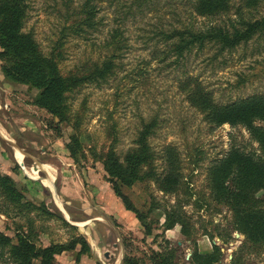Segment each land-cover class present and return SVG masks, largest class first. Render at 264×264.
<instances>
[{
  "label": "rangeland",
  "instance_id": "1",
  "mask_svg": "<svg viewBox=\"0 0 264 264\" xmlns=\"http://www.w3.org/2000/svg\"><path fill=\"white\" fill-rule=\"evenodd\" d=\"M197 1L23 0L21 31L72 85L59 119L35 103L37 88L5 77L0 59V173L23 194L13 203L0 189V232L10 237L0 243V264H19L11 254L18 233L38 247L81 237L92 246L94 255L76 261L77 242L55 255L57 264H124L122 256L154 264L151 253L166 250L171 264H195L193 251L212 245L213 264H264V236L244 229L246 212L264 216V114L218 120L211 107L264 106V25L235 45L205 38L181 55L176 36H167L175 28L244 27L264 18V0H224L211 12ZM107 59L113 64L103 70ZM197 85L204 103L192 97ZM146 129L153 156L140 168L144 177L121 185L139 218L122 210L101 157L112 149L122 161ZM243 156L257 168L239 189L249 181L236 171ZM221 180L228 186L217 190ZM237 191L252 203H239ZM164 212L178 220L173 227L164 228Z\"/></svg>",
  "mask_w": 264,
  "mask_h": 264
},
{
  "label": "trees",
  "instance_id": "2",
  "mask_svg": "<svg viewBox=\"0 0 264 264\" xmlns=\"http://www.w3.org/2000/svg\"><path fill=\"white\" fill-rule=\"evenodd\" d=\"M224 0H198L197 6L202 11L211 12L223 6ZM25 3L23 0H0V59L2 60V70L6 78L12 81L28 84L39 90V95L35 99V103L43 107L47 112L59 119L64 118L66 114L64 96L70 89L72 83L71 80L64 76L55 61L51 56L43 54L37 43L32 36L28 33L21 31L22 18L24 15ZM264 25V18L249 21L244 27L237 26L235 24L230 27L212 26L206 31H186L178 28L170 31L167 36H176L172 41L173 48L178 55L183 53V50L187 49L194 43L203 42V39L210 38L215 39L223 45H235L241 39H245L249 34ZM113 62L111 59H107L103 62V70H109ZM192 97L196 102L204 103L207 101L206 94L201 88L195 86L192 90ZM254 99L258 98L253 97ZM263 101V100H261ZM250 101H242L234 104L238 105H224L217 106L211 105L215 117L218 120H247L252 115L264 114L263 105H247ZM260 102V101H258ZM148 131L143 130L138 140V146L132 151L127 152L124 155L123 160H119L115 152L110 149L101 158L104 169L108 174L109 181L112 182V188L116 195L121 197L123 205L126 209L132 210L137 213L139 218L140 211L132 204V201L128 199L121 191V185H132L135 181L144 177L143 171L140 169L142 164H146L153 156L149 144L146 140ZM75 144H77V137H72ZM66 147L69 149L70 155L74 160L76 158L75 145L66 143ZM239 157V156H235ZM244 162L240 166L236 167L239 176L248 174L249 181L237 182L239 189H245L250 183L253 175L256 173L255 161L249 160L243 156ZM224 170L223 175L226 173L223 166L220 172ZM176 173V171L174 170ZM219 172V174H220ZM172 175H167L166 178L172 180ZM217 190H223L227 188L228 183L217 181ZM215 183V185L217 184ZM0 189L4 196L13 203L20 202L23 198V194L16 187L15 181L8 175L0 173ZM230 189V188H229ZM238 198L239 203H245L249 201L248 198L242 197V193L234 192ZM250 205V204H249ZM252 213V211H250ZM246 212V220L244 222V229L250 233L251 236L261 234L264 236V216H257ZM164 220L162 222L165 229L174 226L176 221L172 219L168 213L164 212ZM181 230L186 233L183 222L180 221ZM254 230H257L253 234ZM144 232L146 234L151 233L150 226H145ZM10 242V237L3 232H0V243ZM79 242L80 248L76 252L75 260L78 261L82 253H89V244L84 237L79 240L70 241L68 243H49L45 246L38 247L23 233H18L16 242L11 246V254L15 257L19 264H57L55 261V255L65 250L74 249L75 244ZM219 249L215 245H212V249L207 251H193V260L195 264H213L218 259ZM172 250H166L164 252L154 251L151 253L150 258L154 264H171ZM39 258V262H33V259ZM139 260V259H138ZM124 264H137L138 261L134 257L124 256Z\"/></svg>",
  "mask_w": 264,
  "mask_h": 264
},
{
  "label": "crops",
  "instance_id": "3",
  "mask_svg": "<svg viewBox=\"0 0 264 264\" xmlns=\"http://www.w3.org/2000/svg\"><path fill=\"white\" fill-rule=\"evenodd\" d=\"M122 210H127V211L129 212V210H128V209H126L124 206H123V209H122ZM90 249H91V251H90L91 253H90V252H89V253L92 255V253H93L92 246H91V248H90ZM101 251L105 252V250H104V249H101ZM206 251H207V250H206ZM105 253H106V252H105ZM86 254H87V253H86ZM93 255H94V253H93ZM122 259H123V256L121 257V261H122V263H123V260H122Z\"/></svg>",
  "mask_w": 264,
  "mask_h": 264
},
{
  "label": "water",
  "instance_id": "4",
  "mask_svg": "<svg viewBox=\"0 0 264 264\" xmlns=\"http://www.w3.org/2000/svg\"><path fill=\"white\" fill-rule=\"evenodd\" d=\"M18 163H19L21 166H25V165H26V163L24 162V160H21V161L18 160ZM105 254H107V253H105Z\"/></svg>",
  "mask_w": 264,
  "mask_h": 264
},
{
  "label": "bare ground",
  "instance_id": "5",
  "mask_svg": "<svg viewBox=\"0 0 264 264\" xmlns=\"http://www.w3.org/2000/svg\"><path fill=\"white\" fill-rule=\"evenodd\" d=\"M37 165H39V164H35L33 167L36 169V168H38Z\"/></svg>",
  "mask_w": 264,
  "mask_h": 264
}]
</instances>
